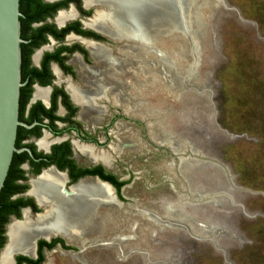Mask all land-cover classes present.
<instances>
[{
	"label": "rangeland",
	"instance_id": "obj_1",
	"mask_svg": "<svg viewBox=\"0 0 264 264\" xmlns=\"http://www.w3.org/2000/svg\"><path fill=\"white\" fill-rule=\"evenodd\" d=\"M211 5L212 0H192L189 31L168 26L156 32L154 40L171 31L192 35L194 24L199 27L203 10ZM172 38H162L165 52L152 63L160 62L161 77H148L147 59L145 75L152 84L161 78L170 88L178 82L188 87L192 65L180 71L175 58L186 48L191 51L186 41ZM200 47L198 85L191 87L198 93L174 97L159 91L158 115L153 118L125 115L121 106L109 102V147L120 149L119 155L112 153L109 171L127 185L119 204H106L109 210L103 211H109L103 215L105 222L109 219L104 240L109 245L100 241L95 249L83 250V264H264V0H222ZM113 64L117 62L110 60ZM132 76L124 67L109 77V91H119V102L130 92L117 81L129 83ZM155 120L169 124L187 148L181 150L171 139L150 141L148 123ZM163 143L183 151V158L158 147ZM191 155L203 159L192 163ZM227 174L232 189L226 185ZM222 192L230 200L210 203L207 195L201 196ZM104 224L97 235L105 233Z\"/></svg>",
	"mask_w": 264,
	"mask_h": 264
},
{
	"label": "flooded vegetation",
	"instance_id": "obj_2",
	"mask_svg": "<svg viewBox=\"0 0 264 264\" xmlns=\"http://www.w3.org/2000/svg\"><path fill=\"white\" fill-rule=\"evenodd\" d=\"M19 12L20 125L15 139L17 151L12 156L0 201V264H83V250L95 249L100 241L106 246L104 240L109 237V226L105 225L109 219L105 222V212L100 217V209H109V206L103 203L97 207L91 219H85V225H80L81 230L64 232L54 227L43 228L38 225V218L44 216L50 206L47 202H38L34 194L36 185L48 173L55 174L62 180L60 192L68 197L73 189L83 184H95L110 191L98 182L105 181L114 188L118 200H122L121 191L127 182L109 171L112 153L119 155L120 152L116 146L109 147V102L119 104L127 115L153 118L158 115L154 114L155 105L160 103L157 93L164 91L174 96L178 91L165 85L161 78L152 84L145 75L147 59L150 64L148 77L152 79L153 74L161 77L158 75L162 70L160 62L152 66L157 58L160 60V54H149L146 50L162 51L163 37L154 40V36L146 48L138 41V33L133 29L120 37L113 35L112 25L106 18L97 17L105 12L110 16L107 5L98 0H19ZM109 35L116 41L130 40L132 46L120 50L119 58H113L109 49L115 53L116 48L109 41ZM98 50L108 54L107 60L98 57ZM176 58L175 65L178 66ZM110 60L117 65H110ZM124 67L132 71L133 76L129 83L117 81L122 86L125 83L130 92L119 102V91H109V86L113 89L109 73ZM115 97H118L117 101ZM148 125L150 138L160 137L162 142L175 140L181 150L187 148L165 130L163 122ZM74 215H78V210L70 212V216ZM99 221L105 223V233L102 231L101 236L97 235ZM12 227L22 231L21 237L16 239L18 249L11 252L4 263L2 256L11 243ZM44 234L50 236L48 241L41 238Z\"/></svg>",
	"mask_w": 264,
	"mask_h": 264
},
{
	"label": "bare ground",
	"instance_id": "obj_3",
	"mask_svg": "<svg viewBox=\"0 0 264 264\" xmlns=\"http://www.w3.org/2000/svg\"><path fill=\"white\" fill-rule=\"evenodd\" d=\"M98 2L107 5L110 10V16H108V13H99L97 17L99 19L106 18V22L112 25L113 35H119L120 37L128 34V32L131 33L133 29L137 31L138 35L136 38L139 42H143L144 47L151 45L150 43L156 32H161L168 26L175 25L181 31H189L187 20L192 0H98ZM194 16L191 19L193 24L195 21ZM107 17H110V19ZM107 23L104 22L105 25ZM176 33V31H171L169 35ZM169 35L158 36L164 38ZM158 36H156V40ZM150 50L154 51L152 54H160L159 50H155V48H149L146 51ZM98 57L107 60L108 54L103 50H98ZM189 161L194 163L193 160ZM61 181L60 177L48 173L34 189L38 202L42 204L47 202L50 206L49 211L44 216L38 218V225L43 228L54 227L53 229H62L64 232H68L69 229L76 231L77 228L81 230L80 225H85V219H91L97 207L100 208V206H103V203L112 204L115 202H113L114 193L111 190L110 192L107 188L96 186L95 184H83L73 189L70 196L64 197L59 190ZM65 194L68 195L70 193L65 192ZM218 194L220 193L210 194L216 203H219L221 198L220 196L213 195ZM77 210V216H70L71 211L76 212ZM198 226H202V224H198ZM21 232V230L11 228L9 233L11 243L2 256V262L6 263L10 253L18 249L16 248V239L21 237Z\"/></svg>",
	"mask_w": 264,
	"mask_h": 264
},
{
	"label": "water",
	"instance_id": "obj_4",
	"mask_svg": "<svg viewBox=\"0 0 264 264\" xmlns=\"http://www.w3.org/2000/svg\"><path fill=\"white\" fill-rule=\"evenodd\" d=\"M214 1L215 0H212L211 7H208V8L206 7L203 10L205 18H202L199 24V27H197L196 24H194V27L192 29V35L189 36L188 34L187 36H185L183 33L182 34L177 33L175 34L173 38L174 41H176V39L186 41L187 46L189 50L191 51L189 52L187 48L185 52L181 51V56L178 57L177 59V61H179L177 62L178 69L180 70V69H183L184 67L186 69L190 65H192V69H193V73L189 80L191 85L188 83L189 81L187 82L188 87H184L186 85L184 82H178L177 85H171L172 87H175V92L178 91V94H175V95H179L182 93H185V94L186 93L188 94L198 93V91H195L196 88H191V87L193 86V84H195L196 86L198 85V82L196 81L198 79L197 74H198V68L200 64L199 61H200V54H201V50H200L201 38L203 39V35L209 30V21H210L212 14L218 7L222 5V0H216V2ZM20 17H21V14L19 12V0H0V192L4 186V182H5V179L9 171L12 156L14 152L17 151L15 148V139H16L17 127L18 125H20L18 121L19 89L21 86L20 84V62H21L20 43H21V39H20V32H19L20 31V23H19ZM109 30H110V27H109ZM109 41L114 43L115 44L114 48H116L115 53H113L112 51L113 49H109L110 55L113 58H119L120 50H124L126 49V47L132 46V42L130 40L121 39V40L116 41L110 35H109ZM148 52L149 54L154 53L153 50H150ZM120 71L113 72L112 74L109 73V77L113 78L114 76L119 74ZM180 79L182 78H179V80ZM109 96H110V93H109ZM115 106L119 107L120 105L116 104ZM157 111L158 110H156L154 114H156ZM136 117H140V116H136ZM130 120H132L133 122L143 123L142 120H139L138 118H130ZM164 127H165V130H169V133H171L175 137V133L173 132L172 127L169 124H164ZM144 128H145V125H144ZM149 140L151 141V138ZM180 142L184 143V145L186 143L183 141H180ZM158 147H162L168 150L170 153L174 155L176 154L177 156H180V158H183L182 157L183 151L176 152L167 143H163L159 145ZM192 155L190 157L191 158L190 160L195 161V160L203 159L201 157H198L199 159H197L196 158L197 156L193 157ZM178 161H180V159H178ZM205 162L208 163L209 161L206 160ZM192 165H195V164H192ZM179 172L180 174L182 173L181 170H179ZM98 182L99 184L106 185L107 187H109L111 191L114 193L115 202L112 204L113 205L119 204L117 203L119 202V200L116 197L114 188L105 181H98ZM226 185L228 186V189H232L233 187L232 181L229 178L228 174H227V184ZM213 196H220V198L223 200H228V199L230 200V196L229 194H227V192H222L221 194L213 195ZM207 197L210 198V203H211L213 198L208 195ZM101 209L103 210H101L100 213H102L106 208L104 209V207H102ZM106 211L104 215L107 214ZM192 211L194 212V210ZM44 235L45 236L41 238L43 240L48 241V238L50 236L49 235L47 236V234H44ZM202 239L209 240L207 238H202ZM209 241L213 242V240H209Z\"/></svg>",
	"mask_w": 264,
	"mask_h": 264
},
{
	"label": "trees",
	"instance_id": "obj_5",
	"mask_svg": "<svg viewBox=\"0 0 264 264\" xmlns=\"http://www.w3.org/2000/svg\"><path fill=\"white\" fill-rule=\"evenodd\" d=\"M110 179L112 180L113 178L110 177ZM5 183V182H4ZM122 185V183L119 184V186ZM4 190H5V187L2 188L1 192H0V201H2V196H3V193H4ZM119 194V193H118Z\"/></svg>",
	"mask_w": 264,
	"mask_h": 264
}]
</instances>
